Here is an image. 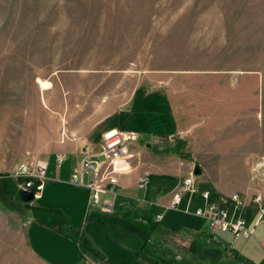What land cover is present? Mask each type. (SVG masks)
Wrapping results in <instances>:
<instances>
[{"label": "rangeland", "instance_id": "obj_1", "mask_svg": "<svg viewBox=\"0 0 264 264\" xmlns=\"http://www.w3.org/2000/svg\"><path fill=\"white\" fill-rule=\"evenodd\" d=\"M160 78L168 82L177 78L179 83L172 88L180 94L210 96L189 102L198 111L189 125L194 133L203 128L209 132V147L234 148V139L242 136L245 150L243 160H190L183 154L162 160L170 154L168 144H163V151L149 150L153 161L178 162L187 171L182 179L200 162L204 175L195 177L201 189H209L204 182L235 186L241 178L244 192H236L247 205L252 194L259 193L264 200V0H0V177L5 175L0 203L9 207L22 203L17 184L23 179L9 174L17 165L43 160L55 142L72 140L76 133L102 130L103 138L111 134L110 127H123L137 89L144 86V92H161L156 80ZM108 115L119 120L111 124ZM222 115L236 119L242 132H228L234 127ZM153 123L148 119L124 126L140 135L139 139L136 132L127 131L139 139L127 146L139 162H143L140 149L152 142ZM39 134L48 140L44 147H37ZM102 138L97 139L96 150H101ZM228 170L231 177L226 175ZM162 181L167 186L176 184L173 179ZM196 200L194 196L193 203ZM150 208L141 221L143 237L132 242L139 255L128 251V240L116 236L108 245L101 236L99 251L106 260L111 264L196 263L176 248L182 244L172 238L162 241L154 225L158 215L164 221L156 226L174 224L181 208L178 212ZM116 212H121L118 206ZM204 229L210 231L206 223ZM261 229L264 223L256 226V237ZM147 239L148 244L142 243ZM246 242L237 237L233 248ZM114 248L124 249L118 259ZM212 248L220 254L233 251L217 244ZM208 261L203 257V262ZM253 263L264 264V258Z\"/></svg>", "mask_w": 264, "mask_h": 264}, {"label": "crops", "instance_id": "obj_2", "mask_svg": "<svg viewBox=\"0 0 264 264\" xmlns=\"http://www.w3.org/2000/svg\"><path fill=\"white\" fill-rule=\"evenodd\" d=\"M156 80L158 81L157 85H161L160 87L163 90L157 93L144 92L142 89L144 86H140L130 100L133 110H126V113H128L126 116H130L124 126L139 124L148 119L154 121L153 132L150 133L152 142L147 143L145 148L140 149L143 162H139L136 157L132 162L133 171L128 175L118 176L116 186H108L109 190L112 189L115 193L113 213L105 214L90 209V191L84 186L75 185L71 182V175L79 171V165L85 152L90 153L94 158H99L100 150H96L97 139L101 140L104 132L98 130L95 133H86L87 135L76 133L74 136H78L77 138L74 137L72 140L69 139V141L61 143L55 142L50 147L48 154L44 156L43 161L48 165L46 180L43 184L44 188L39 197L35 199V202L19 203L13 207L4 206L0 203L1 264L4 261H15L16 264H99V262L111 264L106 260L105 253L99 251L101 236L103 237L101 240H105L108 245L115 242L112 239L113 237L119 236L130 242L128 245L132 250L128 249V251H136L132 242L139 240L141 236L143 237L144 234L140 227L141 221H144L146 214L150 213V207L154 206L166 210L165 206L171 200L172 190L187 174L186 169L181 168L178 162H173L174 164L171 165L170 161H167L166 165L160 164L156 160L153 161L154 158L150 151L155 147L158 151H163V148H165L163 144H168L167 150L170 154L165 155L166 158L162 160H170L176 154L188 155L190 160L244 159L241 154L245 150L242 136L234 139L237 141L234 148L221 144H216L215 147L211 148L207 143L209 132L203 128L200 132L194 133L190 127V121L195 117L194 112L198 111H195V106H192L189 102L203 100L205 97L210 98V96L204 93H178L172 88L173 85H178L179 80L177 78H173L169 82L161 78ZM193 83V81L186 80V84ZM201 110L203 111V109ZM106 117H112L111 124L115 120H119L117 116L110 117L108 115ZM222 117L229 121L230 126L234 127L232 130L229 129L228 132H242V126L237 125L236 119L231 118L229 115H222ZM124 122L123 114L122 123ZM257 122L256 114V124ZM124 126L120 128V125H114L108 130H110L111 135L115 131H133L137 133L136 129ZM255 127L257 128V126ZM156 129L163 131V133H156ZM138 136L140 139L139 134ZM88 138L93 139L96 142L95 145L88 141ZM37 140L41 143L37 147L47 145L48 140L40 134ZM180 143H182V146H179ZM235 148L239 149L240 152H235ZM59 154H64L65 158L58 166L57 156ZM195 165L203 170L199 177L204 175L202 163L193 164V168ZM229 173L230 171L226 175L231 177ZM150 175L152 177L148 179V185L145 189H140V193L137 186L139 180ZM4 176L0 177L1 182H3L0 184L1 195H5ZM159 176H169L168 179L176 180V184L167 186L162 181L164 179H160ZM82 178L85 184L89 180V175L84 174ZM211 178H215V175ZM238 182V185L235 186L204 182V185L209 186V189H201L199 186L198 188L200 191H209L211 193L210 200L214 201L220 195L228 196L233 193H240L236 191H241L245 184L241 178ZM107 198L112 200L113 196L108 195ZM144 202L146 204H143ZM202 204L197 198L196 202H192L190 207L187 208L186 201H182L177 210L178 212L181 208L179 211L180 216L177 217L174 224L168 222V225L158 227L156 223L160 222L161 224L164 219L161 217L160 221L156 220L157 222L154 225L155 228H159L158 230L162 234L160 239L163 241L172 238L176 244H182V247L177 246L176 248L182 251L185 258L192 259L194 262L196 260L194 264H199L197 261L203 262V257L209 260V264H229L227 262L229 260L232 263L237 262V264H257L253 263L255 259L264 258L262 251V248L264 249L263 229L258 231V237L245 238L247 239L245 245L239 244L235 248L232 245V248H230L228 247L232 240L230 233H226L228 234L227 238H220L216 234L218 231L210 230L207 232L204 229L205 223L203 220H195L198 218H195L193 212L196 207ZM116 206L121 210L120 213H115ZM255 220L256 216L252 212V206L249 205L246 210V221L254 229L256 228ZM174 233L176 234L174 237H167V235H173ZM144 242L148 244L149 240H143L142 243ZM214 244H217V246L222 245L225 249H233V251L220 254L216 251V248H212ZM118 249L114 248L117 259L124 252V249ZM93 251L97 252L102 258L97 257ZM184 257L177 255L178 259H184ZM203 264H206V262H203Z\"/></svg>", "mask_w": 264, "mask_h": 264}, {"label": "built area", "instance_id": "obj_3", "mask_svg": "<svg viewBox=\"0 0 264 264\" xmlns=\"http://www.w3.org/2000/svg\"><path fill=\"white\" fill-rule=\"evenodd\" d=\"M137 139L133 132L115 131L110 137L107 134L103 136L99 158H94L88 152L84 153L79 171L71 175V182L84 186L90 191V209L105 214L113 213L115 193L112 189L109 190L108 186L114 187L118 183V176L128 175L133 171L132 162L137 156L130 152L127 146L137 142ZM64 158V154L57 156L58 166ZM47 168L45 161L33 160L20 163L9 174L15 179H23V183L17 184L19 192H32L33 198L36 199L44 188ZM84 174L89 175V180L85 184L82 178ZM147 185V177L141 178L138 182L139 189H144ZM108 195L113 196V199H108ZM194 196L203 204L195 208L193 215L203 220L212 231L230 233L232 237L228 246L230 248L237 237L255 238L254 227H250L246 221V208L249 205L252 206V212L256 216L255 225L264 222V200L261 194H252L248 205L245 197L237 193L230 196L220 195L211 201L209 191L199 190L193 170L174 187L171 200L165 209L177 211L182 201H186L189 208ZM156 220L160 221L161 216H157Z\"/></svg>", "mask_w": 264, "mask_h": 264}, {"label": "water", "instance_id": "obj_4", "mask_svg": "<svg viewBox=\"0 0 264 264\" xmlns=\"http://www.w3.org/2000/svg\"><path fill=\"white\" fill-rule=\"evenodd\" d=\"M193 175L194 176L201 175V169L199 168L198 165L194 166ZM19 198H20L22 203H28V202H31L34 199L32 192H29V191H21L19 193Z\"/></svg>", "mask_w": 264, "mask_h": 264}, {"label": "trees", "instance_id": "obj_5", "mask_svg": "<svg viewBox=\"0 0 264 264\" xmlns=\"http://www.w3.org/2000/svg\"><path fill=\"white\" fill-rule=\"evenodd\" d=\"M151 177H152V176L150 175V176H148L147 178L150 179ZM159 178H160V179H168L169 176H159ZM18 194H19V192H18ZM19 199H20V198H19ZM20 201H21V200H20ZM32 201H33V200H32ZM32 201H31V202H32ZM31 202H28V203H31ZM28 203H25V204H28ZM151 227H154V226H151ZM93 253H94L97 257L102 258L97 252L93 251ZM136 255L138 256L139 253L137 252Z\"/></svg>", "mask_w": 264, "mask_h": 264}, {"label": "bare ground", "instance_id": "obj_6", "mask_svg": "<svg viewBox=\"0 0 264 264\" xmlns=\"http://www.w3.org/2000/svg\"><path fill=\"white\" fill-rule=\"evenodd\" d=\"M114 134H115V133H114ZM114 134H112V135H114ZM112 135H111V134H107L108 137H110V136H112ZM18 192H19V191H18Z\"/></svg>", "mask_w": 264, "mask_h": 264}]
</instances>
